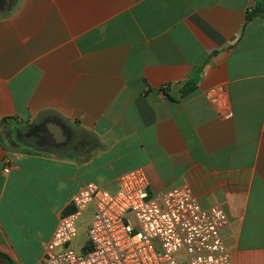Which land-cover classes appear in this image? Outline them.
<instances>
[{"label":"crops","instance_id":"0c3cea01","mask_svg":"<svg viewBox=\"0 0 264 264\" xmlns=\"http://www.w3.org/2000/svg\"><path fill=\"white\" fill-rule=\"evenodd\" d=\"M251 5L0 0V264H43L73 197L137 168L152 195L187 185L221 207L232 264H264V0Z\"/></svg>","mask_w":264,"mask_h":264},{"label":"built area","instance_id":"2783aa9c","mask_svg":"<svg viewBox=\"0 0 264 264\" xmlns=\"http://www.w3.org/2000/svg\"><path fill=\"white\" fill-rule=\"evenodd\" d=\"M257 1L252 0L250 12ZM72 204L46 247L43 264H232L225 211L204 209L187 185L152 195L148 175L137 168L120 177L115 193L90 183ZM90 205L95 212L87 248L77 252L78 222Z\"/></svg>","mask_w":264,"mask_h":264},{"label":"rangeland","instance_id":"374dc122","mask_svg":"<svg viewBox=\"0 0 264 264\" xmlns=\"http://www.w3.org/2000/svg\"><path fill=\"white\" fill-rule=\"evenodd\" d=\"M93 217L91 214H86L85 216L81 217V219L78 222L79 227V235L77 239L74 242L73 248L77 252H82L85 248H87L88 243V229L91 225V222L93 220ZM131 221L134 222V219L131 218Z\"/></svg>","mask_w":264,"mask_h":264},{"label":"water","instance_id":"95a60500","mask_svg":"<svg viewBox=\"0 0 264 264\" xmlns=\"http://www.w3.org/2000/svg\"><path fill=\"white\" fill-rule=\"evenodd\" d=\"M50 131L54 141L58 144L63 143L67 138L64 128L59 124H55Z\"/></svg>","mask_w":264,"mask_h":264},{"label":"flooded vegetation","instance_id":"af4514ba","mask_svg":"<svg viewBox=\"0 0 264 264\" xmlns=\"http://www.w3.org/2000/svg\"><path fill=\"white\" fill-rule=\"evenodd\" d=\"M28 137H30L33 140V136L34 133H31L29 135H27ZM35 141V140H34ZM37 143H39L44 149H52L54 147H56V144L53 143V141L47 139V138H43L42 136H37Z\"/></svg>","mask_w":264,"mask_h":264},{"label":"trees","instance_id":"16d2710c","mask_svg":"<svg viewBox=\"0 0 264 264\" xmlns=\"http://www.w3.org/2000/svg\"><path fill=\"white\" fill-rule=\"evenodd\" d=\"M255 12L251 13V15H254ZM198 81V76L194 77L191 79L186 85L185 88L183 89V95H186L190 92H192L195 89L196 82Z\"/></svg>","mask_w":264,"mask_h":264}]
</instances>
